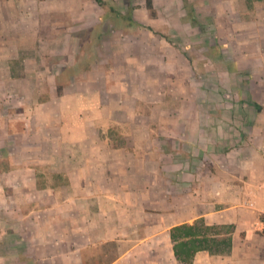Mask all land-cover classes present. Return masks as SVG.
<instances>
[{
  "label": "crops",
  "instance_id": "obj_1",
  "mask_svg": "<svg viewBox=\"0 0 264 264\" xmlns=\"http://www.w3.org/2000/svg\"><path fill=\"white\" fill-rule=\"evenodd\" d=\"M183 1L164 0V22L191 47L198 33ZM187 1L199 34L218 39L203 83L182 49L143 31L102 43L107 58L63 81L69 61L46 60L74 47L69 24L80 31L93 17L60 10L59 23L57 3L0 0V52L19 60L0 67L14 89L5 115L19 117L0 125V264H181L170 230L201 220L225 227L212 236L230 237L231 249L197 251L191 264H264V94L254 89L260 108L245 109L242 79L264 70V0ZM168 67L182 87L172 105L151 79ZM234 80L236 92L212 91Z\"/></svg>",
  "mask_w": 264,
  "mask_h": 264
},
{
  "label": "rangeland",
  "instance_id": "obj_2",
  "mask_svg": "<svg viewBox=\"0 0 264 264\" xmlns=\"http://www.w3.org/2000/svg\"><path fill=\"white\" fill-rule=\"evenodd\" d=\"M3 1H5L7 4V2H11V1L12 2H20V1L24 2L26 0H3ZM28 1H34L35 3L42 1V2H45V6H50V3H52V5L53 3H57L59 8L61 9L58 10L59 14L56 15V18L54 19V21L57 20V22L59 23L62 22L61 20L62 16L60 14L62 12H60V10H63V11L71 10L74 13L76 12V14L78 12H80V14L84 12L85 15L93 17L92 21L95 20L94 26H89V28L86 27L80 31L76 30L77 29L76 25L78 23L74 22L72 24H69V28L70 29L72 28L71 30H73V32L75 33L73 37V38H76L75 40L73 39L74 47L72 48V50H70L65 55L52 56L48 58V60H46L48 64L57 63L58 65H61L65 63L66 61H69V64H67L68 63L67 62L65 65H71V66L64 68L63 81H68L69 75L73 74L77 76L78 73L82 74L83 72L82 68L86 67L88 63L91 62L92 64H94V62H97V65H98V59L102 60V59L107 58L108 56L106 55V52L103 51L102 43L107 44L108 41H110V43H118L120 39L123 41L125 34H128L130 32L139 33L140 31H143L144 33H149L153 36H156L155 34H153L152 32L148 31L145 28V27L152 28L151 25H154L156 21L153 18H151L149 16V13L146 11L144 0H106L108 4L119 13L120 16H125L127 20L121 19L120 16H115L113 14L106 13V10L99 8L93 0H82L83 4H80L81 6L79 5L77 0H28ZM188 3H189V6L192 7L191 6L192 2L188 1ZM2 4H5V3H2ZM27 5L31 6L34 4L28 3ZM92 5L95 7V13L92 9ZM154 7H155L156 12L159 11V13L162 14L161 19H160V22L162 24L157 28H152V30L160 34H164V35L168 34V28L164 20L167 18V16L171 15L169 8H166L164 4V0H155ZM9 9H10L9 12L13 15L15 14L14 12L18 10L17 5H14L13 3H10ZM19 11L20 10H18V12ZM40 11L42 12L43 15L48 13L45 10L42 11V8ZM167 13H169V15ZM96 15L98 16V18ZM196 21H197V26H195L194 32L198 33V38H196L197 42L192 43L191 47H189L188 44L187 45L183 44L182 42L178 43L177 41L173 40L169 34L168 35L170 36L173 44L176 47L182 49V53L189 60L194 61L195 65H197V69H196V75L198 76L197 83H200V82L203 83V76L206 75V70L210 71V69H213V70L216 69L214 68V66L210 68L211 67L210 64L207 67H205L203 64L206 63L213 56L211 51H209L210 50L209 45H212L210 43H214V40L217 42L218 39H217V35H214L215 33H212V31L199 34L198 28L201 27V25L198 20ZM184 22H187L188 24L192 25V21L190 20V18H187L186 16H185ZM93 28L95 29L93 30ZM214 36L215 38L213 39ZM156 37L158 39L164 40L160 38L159 36H156ZM1 39L2 38H0V41ZM205 41L207 42L205 43ZM115 48H117L116 44H114L112 48V50L116 53ZM13 54L14 53H11L10 50L8 49L4 51L2 50V52H0V67L1 66L2 68L5 66L16 67L15 65H18L19 60H13L11 58ZM34 56L39 58V57H43L44 54L41 50L39 51L37 50L36 53H34ZM150 59L151 57L150 55H148L147 60H150ZM215 59L218 60L217 58ZM164 70L166 74V77H164V80H162L160 77H155V76H151V79L154 80V82L158 83L156 91L159 93V95L161 97L163 95H166V97L170 99V102L172 105L174 101V100H171L173 93H176V94L181 93L180 91H182L181 90L182 87H181V84L177 80H175V78L173 77L174 74H173L172 67L165 68ZM256 70H257V73H255V75L256 74L257 75L255 79L254 77L252 78L248 76L246 73L242 74V79L247 80V83H244L245 93H246L245 95L246 101H245L244 108L247 110L248 109L253 110L256 108V106L254 105V103L256 102L252 100L251 98V95L253 94L254 89L256 90L258 89L259 92L264 94V70L254 69V72ZM13 71H16V69H14ZM10 72H11L10 70L0 69V81H1L0 82V125L2 124L4 125V123L10 119H14V118L19 119L18 115H12L11 111L13 110V108H9L10 109L9 117L5 115V111H4L5 109H8L9 106L6 102L7 98L3 96V93L5 91L13 92L14 89H13L12 84L10 85V83H7V82L3 83L2 79H5V76H8ZM253 80L256 81L257 85L253 84ZM50 81H51L52 89L54 91L57 84L55 85L52 79H50ZM63 81L61 83H63ZM235 81L236 80L230 81V83H228V86L226 84H223V85L213 84L212 91L214 93L218 92L220 94L227 93V92L228 93L236 92V90L240 88L239 86H237ZM66 83L67 82H65V84ZM197 86L203 88L202 85H197ZM231 101L232 100L230 97L227 98L226 100V102H228L229 105ZM167 102L168 100L162 101L163 104H166ZM154 103L155 104H150L151 108H154L155 106H159V107L162 106L161 101H159L158 103L157 102H154ZM184 106H186V104ZM246 142H247V138H246Z\"/></svg>",
  "mask_w": 264,
  "mask_h": 264
},
{
  "label": "trees",
  "instance_id": "obj_3",
  "mask_svg": "<svg viewBox=\"0 0 264 264\" xmlns=\"http://www.w3.org/2000/svg\"><path fill=\"white\" fill-rule=\"evenodd\" d=\"M95 4L106 10V13L120 16L119 13L112 8L106 0H93ZM145 9L149 13V16L153 19L156 18V10L153 0H144ZM186 17L192 21V26H197V21L193 15L194 9L189 6L187 0L183 1ZM121 19L127 20L125 16H120ZM118 18V17H117ZM196 24V25H195ZM148 31L152 32L156 36L164 39L170 45L176 47L168 34H160L155 32L150 27H145ZM92 63H88L84 70H88ZM229 71H233L234 67H228ZM57 93L61 94V86H57ZM256 108H260L257 103H254ZM225 227H208L205 226L203 221H198L193 225H181L174 227L170 230V239L173 243L174 256L181 264H191L194 254L197 251H208L209 253H228L231 249V239L227 235L224 237H213L212 235L221 234ZM212 236V237H211ZM30 264H33L30 262Z\"/></svg>",
  "mask_w": 264,
  "mask_h": 264
},
{
  "label": "built area",
  "instance_id": "obj_4",
  "mask_svg": "<svg viewBox=\"0 0 264 264\" xmlns=\"http://www.w3.org/2000/svg\"><path fill=\"white\" fill-rule=\"evenodd\" d=\"M260 215L262 217H264V199H263V202H262V205H261ZM261 229L264 231V221L262 222V228Z\"/></svg>",
  "mask_w": 264,
  "mask_h": 264
}]
</instances>
